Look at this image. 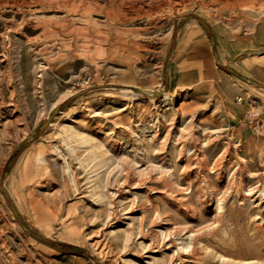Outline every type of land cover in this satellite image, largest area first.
I'll return each mask as SVG.
<instances>
[{
    "label": "rangeland",
    "instance_id": "obj_1",
    "mask_svg": "<svg viewBox=\"0 0 264 264\" xmlns=\"http://www.w3.org/2000/svg\"><path fill=\"white\" fill-rule=\"evenodd\" d=\"M250 7L0 0V264H264Z\"/></svg>",
    "mask_w": 264,
    "mask_h": 264
},
{
    "label": "built area",
    "instance_id": "obj_2",
    "mask_svg": "<svg viewBox=\"0 0 264 264\" xmlns=\"http://www.w3.org/2000/svg\"><path fill=\"white\" fill-rule=\"evenodd\" d=\"M239 100L242 101L243 97H240ZM244 119L255 130L259 128L262 119L261 111L254 99L247 100V109L244 112Z\"/></svg>",
    "mask_w": 264,
    "mask_h": 264
},
{
    "label": "bare ground",
    "instance_id": "obj_3",
    "mask_svg": "<svg viewBox=\"0 0 264 264\" xmlns=\"http://www.w3.org/2000/svg\"><path fill=\"white\" fill-rule=\"evenodd\" d=\"M238 5L241 4H250L251 3V7L253 10H260L261 13H264V0H236ZM90 8V7H89ZM105 11V10H104ZM93 17V16H92ZM89 19V18H88ZM93 19V18H92ZM106 23V22H105ZM104 25V24H103ZM258 27V24H255ZM262 29V27H260V30ZM88 36V35H87ZM90 38V37H89ZM106 39V38H105ZM97 42V41H96ZM99 42V41H98ZM92 64V62H90ZM90 65V64H88ZM188 153L190 152L191 149H187ZM44 160V162H46V164H48V157L46 155L43 156L42 158ZM24 168V167H23ZM48 168V167H47ZM183 247L187 248L188 244L185 242H182ZM262 261V260H261ZM264 262V261H263Z\"/></svg>",
    "mask_w": 264,
    "mask_h": 264
},
{
    "label": "water",
    "instance_id": "obj_4",
    "mask_svg": "<svg viewBox=\"0 0 264 264\" xmlns=\"http://www.w3.org/2000/svg\"><path fill=\"white\" fill-rule=\"evenodd\" d=\"M254 84H255L256 86H258V87L264 88V84H263V83H256V82H254ZM58 110H59L58 108L55 109L54 113L58 112ZM50 120H51V119L46 120V121L43 123V125L41 126V129H43L44 127H46V126L50 123Z\"/></svg>",
    "mask_w": 264,
    "mask_h": 264
},
{
    "label": "crops",
    "instance_id": "obj_5",
    "mask_svg": "<svg viewBox=\"0 0 264 264\" xmlns=\"http://www.w3.org/2000/svg\"><path fill=\"white\" fill-rule=\"evenodd\" d=\"M244 104H245V110H246L247 109V102L245 101ZM245 110L243 111V113L245 112ZM234 119H238V118H234Z\"/></svg>",
    "mask_w": 264,
    "mask_h": 264
},
{
    "label": "trees",
    "instance_id": "obj_6",
    "mask_svg": "<svg viewBox=\"0 0 264 264\" xmlns=\"http://www.w3.org/2000/svg\"><path fill=\"white\" fill-rule=\"evenodd\" d=\"M66 249H74V250H76V251H79L77 248H70V247H66Z\"/></svg>",
    "mask_w": 264,
    "mask_h": 264
}]
</instances>
